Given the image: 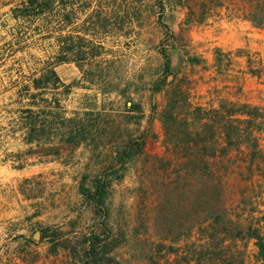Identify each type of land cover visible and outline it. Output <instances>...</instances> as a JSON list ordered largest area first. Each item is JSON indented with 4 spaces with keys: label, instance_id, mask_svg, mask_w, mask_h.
<instances>
[{
    "label": "rangeland",
    "instance_id": "rangeland-1",
    "mask_svg": "<svg viewBox=\"0 0 264 264\" xmlns=\"http://www.w3.org/2000/svg\"><path fill=\"white\" fill-rule=\"evenodd\" d=\"M7 1L0 0V263L77 264L65 247L67 240L79 245L85 233L97 228L78 187L105 163L114 145L107 144L100 156V150L91 147L63 145L59 137L54 147L25 141L24 109L34 103L33 109L39 111V106L48 107L52 101L20 90L45 72L54 58L41 44H28L31 39L21 48L17 36L35 25L15 21L10 5L3 4ZM219 1L171 0L161 12L156 0H102L109 14L96 30L102 54L94 69L83 70L75 62L55 68L61 82L73 84L68 97L60 94V84L53 92L69 114L94 109L124 129L148 132L145 153L113 185L109 198L111 223L120 243L113 264H169L174 258L175 264H186L183 257L189 256L190 195L179 178L186 172L180 174L175 160L165 159L173 152L165 148L160 121L151 122L155 108H162L167 98L165 92L150 90L164 74L159 49L170 44L177 72L176 83L168 89L180 85L195 105L218 106L226 99L264 108V28L240 17L229 0ZM82 17L68 25L66 33L78 35L73 29H82ZM163 23L173 29L174 39ZM27 37L44 38L38 32ZM117 85L124 96L113 90ZM133 102L142 105L144 116L130 111ZM260 161L263 165L264 158ZM255 173L252 192L245 196L237 190L231 199L264 214V165ZM42 231L49 236L42 239ZM53 238L56 247L50 242ZM237 249L244 253L245 264H262L256 260L253 240L239 242Z\"/></svg>",
    "mask_w": 264,
    "mask_h": 264
},
{
    "label": "trees",
    "instance_id": "trees-1",
    "mask_svg": "<svg viewBox=\"0 0 264 264\" xmlns=\"http://www.w3.org/2000/svg\"><path fill=\"white\" fill-rule=\"evenodd\" d=\"M78 1L81 0H9L3 4L10 5L9 12L15 21L35 25L33 29H27V33L17 36L21 48L31 39L28 44H41L54 58L50 66L44 67L45 72L33 77L31 83L20 90L52 101L48 107L39 106V111L33 109L34 103L24 109L25 141L54 147L55 138L59 137L63 145L91 147L100 150V156L105 153L102 148L107 144L114 145L105 163L78 187L80 195L91 206L97 228L85 233L79 245L72 246L70 240L65 245L77 264H113L117 260L114 251L120 243L115 239L111 223L109 198L113 185L121 181L130 165L145 153L148 132L124 129L125 126L111 121L108 114L94 109H76L69 114L61 103L62 98L53 93L61 85L63 90L60 94L65 98L73 88V84L61 82L55 69L58 64L75 62L81 69L90 71L101 58L99 48H102V40H96L95 34L99 22L108 16L109 11L102 0H83L81 9L77 8ZM170 1L156 0L161 12ZM226 1L220 0L219 4ZM229 3L235 6L240 17L257 28H264V0H229ZM79 16H83V27L81 30L73 29L79 34L66 33L68 25H72ZM159 16L162 18L163 13ZM163 26L169 38L174 39L173 29L166 23ZM30 32H38L44 38L33 40L27 37ZM159 53L164 74L153 81L150 90L153 93L165 92L167 98L162 108H155L156 116H152L151 122L155 119L160 121L165 148L173 152L165 159L175 160L180 174L186 172L179 178L190 195L186 202L189 201L191 206L189 219L193 224L189 228V256L183 257L186 258L184 262L245 264L244 253L237 249L238 243L253 240L256 260L264 264V214L255 207L245 209L240 199H231L235 198L237 190L246 196L248 190L255 188L254 174L264 165L260 161L264 158V108L226 99H221L218 106L195 105L180 85L173 86V90L168 89L177 79L170 44L161 47ZM191 60L199 62L196 58ZM170 75L172 79L169 80ZM113 90L124 96L118 85ZM132 108L130 111L140 113L138 118L144 116L140 103L133 102ZM48 236L46 231H42V239ZM50 242L53 247L58 244L55 238ZM174 260L177 258L167 263L175 264Z\"/></svg>",
    "mask_w": 264,
    "mask_h": 264
},
{
    "label": "built area",
    "instance_id": "built-area-1",
    "mask_svg": "<svg viewBox=\"0 0 264 264\" xmlns=\"http://www.w3.org/2000/svg\"><path fill=\"white\" fill-rule=\"evenodd\" d=\"M1 264V263H0Z\"/></svg>",
    "mask_w": 264,
    "mask_h": 264
}]
</instances>
